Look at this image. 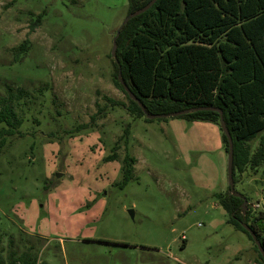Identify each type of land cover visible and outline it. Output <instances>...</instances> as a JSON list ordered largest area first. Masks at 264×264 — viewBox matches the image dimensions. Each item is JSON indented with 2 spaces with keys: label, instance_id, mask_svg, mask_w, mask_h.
Here are the masks:
<instances>
[{
  "label": "rangeland",
  "instance_id": "rangeland-1",
  "mask_svg": "<svg viewBox=\"0 0 264 264\" xmlns=\"http://www.w3.org/2000/svg\"><path fill=\"white\" fill-rule=\"evenodd\" d=\"M127 16L128 0H0V93L35 97L0 152L4 255L13 238L38 264H258L217 198L229 188L220 127L135 119L106 101L129 105L111 54ZM115 146L118 160L104 161ZM127 153L137 162L121 187ZM236 179L244 212H264V161Z\"/></svg>",
  "mask_w": 264,
  "mask_h": 264
},
{
  "label": "trees",
  "instance_id": "trees-1",
  "mask_svg": "<svg viewBox=\"0 0 264 264\" xmlns=\"http://www.w3.org/2000/svg\"><path fill=\"white\" fill-rule=\"evenodd\" d=\"M151 1L128 0V15ZM39 19L33 25H38ZM12 51L15 62L20 61L28 51V41ZM114 66V83L126 95L129 105L106 101L113 107L127 108L135 119L152 121L130 99L120 81L150 115L210 107L221 110L234 144L235 185L238 172L243 173L249 166L258 167L264 161V0H158L122 29ZM3 91L0 93V152L10 138L20 134L25 125L23 108L35 100L25 88L5 84ZM36 93L43 96L44 90ZM181 118L220 127V114L215 111H192ZM95 122L96 116L83 129ZM222 140L228 153L223 133ZM255 140H259V146L252 153L250 143ZM117 150L115 146L104 161L118 160ZM136 162L126 154L121 187H126L134 178ZM217 198L230 215L229 223L254 243L242 226L247 224L264 249V212L253 214L248 206L247 213L243 214V199L231 195L229 188ZM3 236L0 231V264H38L31 248L13 238H9L10 247L5 256ZM254 246L259 258L257 263L264 264Z\"/></svg>",
  "mask_w": 264,
  "mask_h": 264
},
{
  "label": "water",
  "instance_id": "water-1",
  "mask_svg": "<svg viewBox=\"0 0 264 264\" xmlns=\"http://www.w3.org/2000/svg\"><path fill=\"white\" fill-rule=\"evenodd\" d=\"M158 0H152L147 6H145L143 9L138 10L134 13L129 14L124 21L122 22V24L120 25L119 29L116 32V36L114 37L113 40V48H112V57L114 59H116V51H117V39L121 34L122 29L125 27V25L133 18L140 16L141 14L147 12ZM119 78L120 75H119ZM121 84L123 85V88L125 90V92L128 94V96L130 97V99L134 102H137L139 107L143 110L145 117L148 120H154V119H161V118H177V117H181L183 115H187L190 112L194 111V112H198V111H215L218 112L220 114V129L222 131V133L225 135L227 142H228V153H227V176H228V183H229V189H230V194L233 195L234 197L237 198H242L243 199V204H242V208L246 210V205H247V199L242 196L241 194L237 193L235 191V183H234V175H233V169H234V144H233V139L232 136L226 126V123L223 119V114L222 111L216 108H197V109H192V110H186V111H181V112H175V113H171L169 115H150L146 112L144 106L142 105V103L131 93L130 89L122 82L120 81ZM60 177V175H59ZM130 217L133 219L134 218V214L133 211H129ZM243 214H245V212H243ZM243 228L250 234L251 238L254 241V244L256 245L258 251L260 252L261 256L264 259V249L261 246L260 241L257 239L256 234L254 233V231L247 225V224H242Z\"/></svg>",
  "mask_w": 264,
  "mask_h": 264
}]
</instances>
